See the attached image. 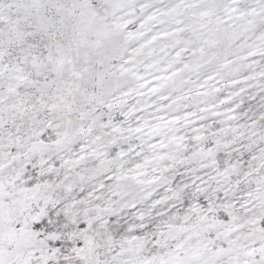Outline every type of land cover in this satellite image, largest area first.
Instances as JSON below:
<instances>
[{"label":"snow or ice","instance_id":"6c2138e0","mask_svg":"<svg viewBox=\"0 0 264 264\" xmlns=\"http://www.w3.org/2000/svg\"><path fill=\"white\" fill-rule=\"evenodd\" d=\"M0 264H264V0H0Z\"/></svg>","mask_w":264,"mask_h":264}]
</instances>
